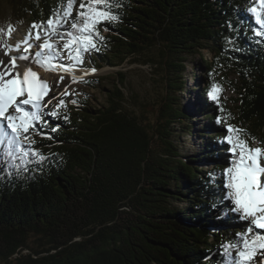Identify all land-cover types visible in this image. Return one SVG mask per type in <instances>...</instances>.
Returning <instances> with one entry per match:
<instances>
[{
	"label": "trees",
	"instance_id": "16d2710c",
	"mask_svg": "<svg viewBox=\"0 0 264 264\" xmlns=\"http://www.w3.org/2000/svg\"><path fill=\"white\" fill-rule=\"evenodd\" d=\"M6 1L16 24L45 22L64 3ZM253 4L118 0L111 9L118 19L98 26L102 40L87 53L90 64H151L164 94L142 100L122 70L111 89L103 77L88 78L90 89L106 91L107 104H65L56 117L55 108H42L47 123L37 121L40 131L27 134L35 143L25 147L43 161L29 155L10 167L0 150V264H221V245L245 228L228 211L222 181L210 177L231 160L221 141L231 125L264 147V37L254 34ZM230 86L237 96L226 100ZM200 116L201 126L191 128ZM194 134L196 151L182 153L180 139Z\"/></svg>",
	"mask_w": 264,
	"mask_h": 264
},
{
	"label": "snow or ice",
	"instance_id": "6c2138e0",
	"mask_svg": "<svg viewBox=\"0 0 264 264\" xmlns=\"http://www.w3.org/2000/svg\"><path fill=\"white\" fill-rule=\"evenodd\" d=\"M76 4L77 0H64L61 10L54 11L45 22L30 25L24 40L16 45L0 42V49L4 55L9 56L7 64L0 59V150L9 158L10 167L19 168L15 164L17 159L24 163L30 162L25 160L29 155L38 156L40 161L45 159L35 150L29 153L25 147V143L29 147L35 143L27 134L30 129L40 131L37 121H42L44 114L41 109L47 107L44 98L50 91L47 81L40 78L32 65L35 64L46 72H68L69 66L58 63L56 59L59 57L62 60L64 51H67L68 58L76 65L83 64L84 54L99 51L97 42L102 37L98 26L118 19L111 11L118 6V0H80L77 14L73 17ZM249 11L259 26L254 34L264 37V0H254ZM69 21L70 28H67L65 26ZM11 34L12 27L9 26V39ZM32 39L43 42L33 45L30 43ZM56 40L63 41L62 47L56 46ZM34 47L36 50L32 51ZM21 49L20 55H11L12 51L21 52ZM91 72L94 73L95 69H91ZM87 74L86 72L85 75ZM63 79L61 76L58 84ZM72 79L77 82L75 76ZM219 90L218 86H213L208 93L212 100L218 99ZM61 95H68L67 90ZM61 106H65L64 101H60L49 115L56 117ZM52 131H56V128ZM242 134V129L231 125L227 127L221 143L228 145L226 151L231 156L229 166L219 174H210L213 181L217 177L222 181L220 187L224 190V199L230 202L228 211L245 222L244 231L237 233L233 241L221 245V264H256L257 255L262 257L261 264H264V147H252ZM48 138L52 139L51 136ZM252 143H255V138H252Z\"/></svg>",
	"mask_w": 264,
	"mask_h": 264
},
{
	"label": "rangeland",
	"instance_id": "374dc122",
	"mask_svg": "<svg viewBox=\"0 0 264 264\" xmlns=\"http://www.w3.org/2000/svg\"><path fill=\"white\" fill-rule=\"evenodd\" d=\"M12 8L10 4L6 0H1L0 4V30H3L2 33H0V42L8 44V45H16L18 42L24 40L26 34L30 30V25L33 23L30 21H26L23 24H16V21L12 20ZM9 26L12 27V34L11 38L9 39L7 37V30ZM35 30H33L34 34ZM43 36V35H42ZM43 41H35L32 39L30 43L35 45L36 43H42ZM56 43L57 47H62L63 41L56 40L54 41ZM35 47L32 49V51H35ZM158 50L152 51L150 55L146 56L142 60H148L149 56L154 57L156 52ZM22 53L17 51H12V56H18ZM88 54H84L83 56V64L76 65L75 62L68 58L67 51L63 52V59L61 60L59 57H57L58 63H63L65 65L69 66L68 72L61 71H48V74L43 73L41 70H38V74L41 79L46 80L47 83L50 86V91L48 93V102L47 107L56 108L57 105L60 104V101H64L65 104H76L78 106H82V101H89L91 106H101L106 105V96H105V90L99 89H90L88 85L85 84V81L89 78H96V77H103L105 79L104 86L106 89H111L113 82L117 78V71H124L128 74L130 84L132 85V88L134 89V92L139 95V98L142 100L148 99L152 102H157L158 96L164 94V87L162 84V77L161 74L158 73L151 64H148L146 62H139L137 64L132 65V63H128L123 65L122 67L118 68H101L96 69L91 66V62L88 58ZM0 59L4 61L5 64L9 61V56L4 55V52L2 49H0ZM91 69H95V72H91ZM73 70L74 72L71 73L70 71ZM102 71V72H101ZM88 73L85 75V73ZM99 72V73H96ZM186 76L189 78L191 73V68L188 67ZM63 76V82L60 81V77ZM75 76L77 82H73L72 77ZM232 80L236 81L234 77H232ZM192 86V81H189L188 87L184 90L183 99L184 103L190 100L189 92L190 87ZM67 90L68 95H61L64 90ZM131 92H127L126 94L130 96ZM236 91L231 86L227 88L224 98L232 100V98H235ZM52 97H55V99H52ZM192 100V99H191ZM50 101V102H49ZM187 104V103H186ZM231 105H234L233 103H230ZM131 109H135L134 104H129ZM62 107V106H61ZM149 111V117L153 118L152 116V110L153 107L147 109ZM196 121V120H195ZM189 124L191 128H199L201 126V123H203L202 116L199 117L197 122ZM201 136H198L197 134H194L191 138L187 139V137H182L180 139V147L182 149V153L184 152H190L193 154L196 151V146L201 143ZM253 147H257V144H254ZM206 168V166H204ZM262 257H255L256 264H261Z\"/></svg>",
	"mask_w": 264,
	"mask_h": 264
},
{
	"label": "bare ground",
	"instance_id": "6f19581e",
	"mask_svg": "<svg viewBox=\"0 0 264 264\" xmlns=\"http://www.w3.org/2000/svg\"><path fill=\"white\" fill-rule=\"evenodd\" d=\"M25 63H26V62H25ZM32 67H33V70H34V71L41 70L43 73H45V74H48V73H47L48 71L46 72V71H44V70L40 69V68H39V67H37L35 64H33V65H32ZM63 72H64V71H61V73H63ZM70 72H71V73H73L74 71H73V70H71ZM101 72H102V71H101ZM96 73H99V72H96Z\"/></svg>",
	"mask_w": 264,
	"mask_h": 264
}]
</instances>
